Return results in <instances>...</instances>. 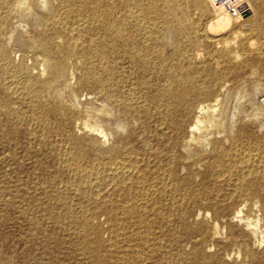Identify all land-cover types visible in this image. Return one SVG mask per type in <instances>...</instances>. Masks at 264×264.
Here are the masks:
<instances>
[{"label":"bare ground","instance_id":"bare-ground-1","mask_svg":"<svg viewBox=\"0 0 264 264\" xmlns=\"http://www.w3.org/2000/svg\"><path fill=\"white\" fill-rule=\"evenodd\" d=\"M206 2L0 0L1 107L22 120L13 106L27 105L38 153L59 165L37 164V195L1 186L7 217L52 224L57 248L66 231L81 264H168L154 237L176 251L218 240L264 264L263 53L237 50L249 4L233 20Z\"/></svg>","mask_w":264,"mask_h":264},{"label":"rangeland","instance_id":"rangeland-1","mask_svg":"<svg viewBox=\"0 0 264 264\" xmlns=\"http://www.w3.org/2000/svg\"><path fill=\"white\" fill-rule=\"evenodd\" d=\"M157 1L161 6H167L165 4V0H157ZM204 1L206 2V0ZM246 2L250 5L252 10V15L250 16V18H248V20L245 22L243 21L235 22L232 20L233 28L234 29L236 28L237 31H241V34L243 33L242 34L243 37L241 36L237 44V50L238 51L240 50L239 52H243L245 51V49L248 48L250 44H254V45L256 44L255 45L256 48L252 46L254 48L253 51L254 52L259 51L263 53L262 60L264 65V22H263L264 17L261 15L260 10L258 9L257 6L258 3L264 4V0H246ZM206 5L208 6L209 11L211 12V9L207 2ZM189 13L192 22V23L190 22V26H191L193 23L197 21V17L196 15L195 16L193 15L192 10H190ZM211 14L212 12L210 13V15ZM207 18L208 17L200 21L201 28H203L204 25L206 24L208 20ZM244 23L247 24L246 27L242 26ZM198 35L199 32L197 33L196 30H192L189 32L186 38L188 39L189 37L192 36L196 37ZM228 35L230 34H227V36L225 37L229 38L230 36ZM240 48H242L243 51ZM206 50H210V48ZM244 53L245 52H243V55ZM248 70L249 68L246 69V72H248ZM259 74L262 77H264V68L259 69ZM1 106L2 103H0V113H1L0 115L2 117L1 119L2 121L0 120L1 121L0 125L2 126V127L0 126V131L3 130L2 128H4L5 130H3L2 133H0V140L4 139L5 144H3L2 147L0 146V187L4 186L7 189V191L9 190L14 191V189L17 188L21 194H24L25 192V195L27 193H28L27 195H31V194L35 195L36 192L38 193L39 191H34V190L40 188L39 184L41 183L40 181H42L43 178V175L41 174V172L38 171L36 167L39 162L42 163L45 162L44 161L45 159L43 158L41 153H38V150H40V148L37 146L36 143H33L34 142L33 138L34 136H37V134L38 135L40 134L41 128H39L40 127L39 125L31 122L32 113L30 112L31 111L30 108L26 107L27 105L17 104L13 106L16 107L14 108V110H16L17 112L20 111L19 115L21 116L22 120H16V119L14 120L13 118L11 120L6 116L7 111ZM19 122H20V126H19ZM9 123L11 124L10 126ZM35 127L38 128L36 129ZM17 128L20 132L18 134H15ZM16 135L18 136L16 137ZM258 136L259 138L261 137V132H258ZM25 142L27 145H25ZM24 145L26 146V148ZM30 148L33 151H35L36 154L33 155L32 153L33 151H28L31 150ZM45 163L49 165L50 168L49 173L54 172L56 166H59L58 163H56V165L53 164L52 162H45ZM59 171L61 178L59 177L58 185L60 184V189L65 190V192L70 195L73 194L75 190L74 182L76 181L75 175L71 172L69 168L63 167L61 165ZM8 180H10V182ZM28 186L31 187L30 188L31 190L29 189ZM9 213L11 214L7 217L5 210L2 208V206H0V264H81L79 260V256L75 254L77 256L75 257L74 254L70 253L72 252V250H70L72 249V247H70L71 245L69 246L68 243L73 242V237H71L66 231H61L58 233L59 237L61 236V238H63V244L61 245L62 247L60 246L57 248L56 245L54 244L55 241L53 236L55 235H52L55 234L56 230L54 229V226L52 224L50 225L47 224L46 222H43L44 224L42 222H38L39 224L35 223L34 226L29 224L30 225L29 226L27 222L23 223L22 221L18 220L16 217V213L13 214L10 211ZM36 224L38 225L36 226ZM187 224L188 227L194 226V222L192 219H190L187 222ZM30 227L31 229L33 227V231L30 229ZM63 232H66L67 234L66 233L64 234ZM31 233L36 234L34 235L35 236L34 238L29 237ZM43 234H45L46 237ZM151 240L155 243L156 241L157 242L161 241L160 243L163 247V256L165 257V259L169 261L168 264H238L239 263V260H237V256H236L237 247L227 243H221L218 240L217 242L215 241L213 246L209 248L205 247L206 244L210 245V242L209 241L207 242L206 240L204 242L196 241V240L195 241L184 240L181 243V249L178 251L175 250V247L170 246V242H168L167 239L158 240L156 237H154L150 239V241ZM31 243L33 244L31 245ZM43 246L45 247L47 246V248L45 249V247Z\"/></svg>","mask_w":264,"mask_h":264},{"label":"built area","instance_id":"built-area-1","mask_svg":"<svg viewBox=\"0 0 264 264\" xmlns=\"http://www.w3.org/2000/svg\"><path fill=\"white\" fill-rule=\"evenodd\" d=\"M212 10L225 14L233 20H242L250 12L246 0H207Z\"/></svg>","mask_w":264,"mask_h":264}]
</instances>
